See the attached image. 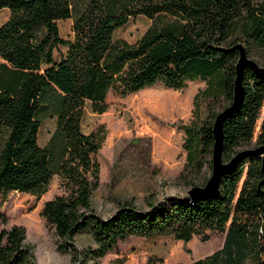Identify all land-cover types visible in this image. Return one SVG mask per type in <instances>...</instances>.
<instances>
[{"label":"trees","instance_id":"obj_1","mask_svg":"<svg viewBox=\"0 0 264 264\" xmlns=\"http://www.w3.org/2000/svg\"><path fill=\"white\" fill-rule=\"evenodd\" d=\"M1 8L7 15L0 22V191L37 198L49 179L57 178L60 192L42 201L38 211L56 251L69 252L72 264H96L128 236L184 243L191 237L203 241L215 231L223 233L220 247L188 264H264L261 155L238 159L203 199L148 196L142 207L122 199L101 217L90 205L99 141L79 129L84 104L98 114L107 92L125 95L153 83L179 89L199 78L204 87L193 94L192 104L197 97L223 98L229 106L236 43L246 56L264 51V0H0ZM133 15L149 20L142 33L132 42L113 39V30ZM63 19L70 21L65 39L55 27ZM57 45L63 51L53 60ZM239 83L242 100L220 125L222 163L253 136L256 146L264 145V72L245 65ZM216 114L209 109L196 126L182 127L185 154L177 178L196 176L204 164L211 172L207 157ZM44 118L52 119V129L39 146L36 132ZM208 178H201L199 187ZM80 232L91 247L72 246ZM23 238L19 225L0 228V264H34Z\"/></svg>","mask_w":264,"mask_h":264},{"label":"rangeland","instance_id":"obj_2","mask_svg":"<svg viewBox=\"0 0 264 264\" xmlns=\"http://www.w3.org/2000/svg\"><path fill=\"white\" fill-rule=\"evenodd\" d=\"M6 15V9L1 8L0 22ZM69 23V19L55 21L60 38L70 37ZM148 23L149 20L141 15L130 16L113 30L112 38L132 42ZM62 51V46L54 47L51 50L52 59L56 60ZM248 56L258 65H264V51L252 50ZM244 61L242 58L239 62L240 70ZM240 70L235 88L241 96L238 82ZM203 87V81L194 78L184 81L179 89L153 83L125 95L107 92L104 96L105 109L98 114L90 112L87 104H84L79 129L83 133H93L99 141L93 155L97 164V186L90 196V205L96 214L101 217L108 215L113 210L114 202L122 199H131L135 206L142 207L148 196L155 200L163 197L181 198L191 187H199L201 178L207 179L210 176L212 170L210 172L204 164L196 176L187 174L176 177L184 163L182 127L193 128L209 109L218 113L228 105L223 98L211 102L200 97L192 104L193 94ZM263 110L264 103L260 112ZM51 129L52 119L44 118L40 121L36 132V143L39 146ZM253 139L254 136L250 144L236 147L235 153L256 146ZM215 183L216 177L211 191ZM59 192L55 176L49 179L45 191L37 198L22 192L0 191V213L4 217L0 228L5 229L12 224L23 228V242L29 247L34 264H72L69 252L56 251L52 231L38 215L42 201ZM222 239L223 233L215 231L208 232L207 239L203 241L191 237L184 243L168 237L128 236L117 241L97 259L96 264H143L145 259H149L152 264H188L218 249ZM71 244L76 250L92 246L84 232L75 234Z\"/></svg>","mask_w":264,"mask_h":264},{"label":"water","instance_id":"obj_3","mask_svg":"<svg viewBox=\"0 0 264 264\" xmlns=\"http://www.w3.org/2000/svg\"><path fill=\"white\" fill-rule=\"evenodd\" d=\"M235 47H237L238 48V52H239V55H238V57H237V61L239 60V58H240V60H239V62L242 60V58H244L245 59V61H244V63L240 66L241 67V70H240V68L238 67L239 66V63H238V65H237V67H238V72H235V78H234V83H233V91H234V88H235V84H236V79H237V76H238V74H239V70L240 71H242V69H243V66H245V65H249L250 67H252L253 69H259V70H261V71H263L264 70V65L263 66H260V65H258L252 58H250L249 56L247 57L246 56V53L244 52V50H243V47H242V44L241 43H239V42H237L236 43V46ZM237 61H236V63H237ZM240 74H241V72H240ZM239 79H240V76L238 77ZM239 79H238V82H239ZM240 90H242V87H241V83H240ZM241 96H242V93H241ZM241 96H240V98H241ZM232 97H233V94H232ZM242 100V98L240 99V101ZM239 100H238V103H237V106L239 105ZM231 105H232V101H231V103H230V105L229 106H227V107H225L223 110H221L220 112H218L216 115H215V117L213 118V122H212V127H211V131H212V134H213V139H214V133H213V128H214V123H215V121H216V119H217V117H219V116H221L220 117V119H219V121H218V123H217V132H218V134H219V139H218V148H217V164L219 165V166H225V165H227L228 164V168H227V170L226 171H224V172H218L216 175H215V177H216V183H215V187H214V189H213V191H211L212 193H211V195L215 192V190H216V187H217V183H218V181H219V179H220V176L222 175V174H225V173H227L228 171H230L233 167H234V164L236 163V161L238 160V159H241L244 155H247V154H257V155H261V158H262V165H261V169H262V172L264 173V145H258V146H254V147H250V148H244L243 150H240V151H238V152H236L226 163H222L221 162V133H220V125H221V122H222V120L229 114V113H231L232 111H233V108L231 109V110H229V108L231 107ZM236 106V107H237ZM236 109V108H235ZM213 145H214V142H213ZM213 145H212V148H213ZM213 156H212V149H211V156H210V161H211V169H212V164H213V158H212ZM211 178V173H210V176H209V178H208V180H207V182L209 181V179ZM207 182H205V183H207ZM204 183V184H205ZM203 184V185H204ZM201 188L202 187H192V188H190V189H188L186 192H185V195L184 196H182L184 199H186V200H188L189 202H192V201H195V200H198V199H203V198H201V197H199L198 195H194L193 197H191V198H189L188 196H187V194H188V192L190 191V190H201ZM205 198V197H204Z\"/></svg>","mask_w":264,"mask_h":264},{"label":"bare ground","instance_id":"obj_4","mask_svg":"<svg viewBox=\"0 0 264 264\" xmlns=\"http://www.w3.org/2000/svg\"><path fill=\"white\" fill-rule=\"evenodd\" d=\"M240 60V58H239ZM239 60L237 61L236 65H235V70L236 72H238V63H239ZM256 71V73L260 74L259 72H261V74H263L264 70L261 71L259 69H254ZM240 94H238L236 88H234V92H233V99H232V105L231 107L229 108V110H231L237 103H238V100L240 102ZM221 116L217 117L215 123H214V128H213V133H214V145H213V148H212V158H213V164H212V172H211V178L209 179V181L204 185V187L201 188V190H190L187 194V196L189 198L193 197L194 195H198L199 197L201 198H204V197H207L209 195H211V186H212V182L215 178V175L217 174L218 170L220 169L219 172H224L227 170V168L229 167L228 164L225 165V166H219L217 164V146H218V138H217V123L219 121ZM215 187V186H214ZM214 188H212V191H213ZM210 190V191H209ZM208 192V193H207Z\"/></svg>","mask_w":264,"mask_h":264}]
</instances>
